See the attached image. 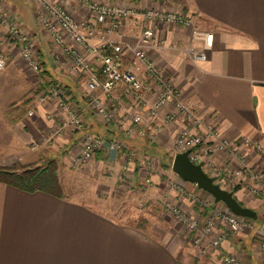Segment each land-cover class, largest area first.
I'll return each instance as SVG.
<instances>
[{"label":"crops","instance_id":"1","mask_svg":"<svg viewBox=\"0 0 264 264\" xmlns=\"http://www.w3.org/2000/svg\"><path fill=\"white\" fill-rule=\"evenodd\" d=\"M54 1L68 6L76 20H92L91 13L75 0ZM111 1L142 9L181 11L190 17V27L152 24L163 44L147 48L148 55L181 89L184 101L204 120L213 121L224 136L234 140L247 136L264 145V0ZM5 8L32 35L41 72L26 64L18 47H0L5 60L0 71V170L20 172L21 166L53 162L58 165L63 192L60 196L26 192L0 181V264H222L208 241H204L206 252L196 263L184 247L185 237L192 238V233L183 232L177 221L179 225L162 228L127 223L117 211L92 207L78 193L64 192L62 169L73 167V159L81 152L82 132L66 125L60 136L53 135L67 115L58 108L56 99L37 102L48 79L66 87L67 101L83 112L89 133L125 146L117 152L98 150L79 168L103 180L98 185L106 192L116 186L159 182V174L149 172V164H162L159 150L172 155L181 123L165 124L153 135L152 123L145 120L144 136L129 135L135 107L120 85L110 95L97 92L116 113L113 122L102 125L88 106L86 80L69 72L68 61L57 54L38 24L37 5L29 0H5ZM107 26L97 27L92 44L101 43ZM194 29L214 34L204 61L193 60L186 51L202 45L193 38ZM139 33V20L131 18L122 20L110 35L124 46L126 64H130L129 48L138 42ZM32 109L34 116L29 117ZM164 111H173V106ZM47 114H52L51 120ZM34 143L35 150L31 148ZM250 160L255 167L262 164L256 155ZM228 190L257 212L260 200L248 196L243 188ZM221 250L239 255L244 264H260L251 228L228 237Z\"/></svg>","mask_w":264,"mask_h":264},{"label":"built area","instance_id":"2","mask_svg":"<svg viewBox=\"0 0 264 264\" xmlns=\"http://www.w3.org/2000/svg\"><path fill=\"white\" fill-rule=\"evenodd\" d=\"M29 1L37 5L38 24L47 32L57 54L68 61L69 72L86 78L88 106L99 123L110 124L114 121L116 113L97 92L110 95L116 87L122 85L125 97L135 107L130 117L131 126L127 129L129 135L144 136L146 130L142 124L145 120L152 123L153 135H157L165 124L178 121L181 127L173 143L174 155L188 151L189 159L194 164H200L221 187L229 189L232 186L227 184L241 185L251 196L264 198V172L254 169L244 155V150L251 148L264 162V145L247 136L240 140L224 136L213 121L204 120L195 107L184 101L181 89L148 55L147 48L155 49L163 44L152 24L190 27V17L181 11L142 9L137 5L111 0H75L92 15V20L78 21L72 10L62 2ZM131 18L139 20L140 33L138 42L129 48L131 61L126 64L124 46L111 39L110 35L119 28L122 20ZM102 24L108 26L100 36L101 43L94 45L91 39L97 33V27ZM193 38L201 41L202 45L196 48L187 47L186 51L193 60H206L207 51L214 42V34L194 29ZM3 44L18 47L26 64L34 72H41L32 35L6 10L5 0H0V47ZM4 66L5 60L0 52V71ZM51 98L56 99L58 108L67 115V119L56 128L53 135L60 136L66 125L82 132L81 152L73 159L74 167L84 165L98 150L117 152L125 149L122 142L106 140L85 129L83 112L68 103L66 91L61 84L46 85L38 93L37 102L44 103ZM170 105L173 106V111L165 112L164 109ZM34 113L32 109L27 115L32 117ZM52 117V114H47V119L51 120ZM31 148L37 149V144H32ZM187 196L206 214L203 216V222L200 223L180 208H172V212L177 222L194 233L191 241L197 252L205 253L204 241H208L211 247L218 251L222 264H243L237 255L223 252L221 246L230 235L245 230L250 219L234 214L225 204L230 212L222 214L212 197L202 198L194 193H188ZM214 218H221L225 230H217ZM213 234L214 237H210ZM260 252L264 264V236Z\"/></svg>","mask_w":264,"mask_h":264},{"label":"rangeland","instance_id":"3","mask_svg":"<svg viewBox=\"0 0 264 264\" xmlns=\"http://www.w3.org/2000/svg\"><path fill=\"white\" fill-rule=\"evenodd\" d=\"M62 69L65 71V67ZM82 78L83 80H86L85 77ZM64 89L66 91V97H68L66 87H64ZM171 153V157L173 159L174 154L173 152ZM244 153L250 165L256 164L254 161L250 160L251 155H256L251 148L244 150ZM258 157L259 156H257L258 161H263ZM172 159L170 160L171 163ZM169 165V167H164L163 164H149V172L152 174H159V182H153V180H150L149 182H144V184L136 185V187L116 186L113 191L108 190V192H106V189L103 188L102 185H98V182L103 180L95 178L92 174L80 171V166H73L68 169L64 168L62 169L64 192L78 193L80 198H85L83 200L84 203L87 202L92 205V207L117 211L121 214L118 217L127 221V223L151 226L155 228L178 224L176 222V217L172 212V208H180L182 211L190 214L202 223L203 216L206 214L199 210L198 205L194 203L187 196V194L194 193L202 198H210L212 196L203 190H200L195 184L182 180L172 171L171 164ZM45 166H21L20 172L25 168H42ZM252 166L257 171L264 172V162H262L261 166ZM227 186H232L234 189L241 188V185L234 186L227 184ZM245 193L251 198L260 200L257 210L258 218L256 220L250 219L248 221L247 228H251L254 232L258 260L260 264H263L260 250L262 237L264 236V198L251 196L247 191H245ZM86 199H88V201ZM217 207L221 210L222 214L230 212V210L222 202H217ZM220 219L221 218H214V223L217 230L222 231L225 230V224ZM187 231V228L183 229V232ZM243 231H240L238 234H234L233 236H239ZM192 236H194L193 232ZM231 236L232 235L229 237ZM210 237L213 238L214 234ZM190 238L191 237H185L184 247H186V251L189 252V254L191 253L190 256L196 261V263H198L200 260V253L197 252ZM237 256L243 263L242 258L239 255Z\"/></svg>","mask_w":264,"mask_h":264},{"label":"water","instance_id":"4","mask_svg":"<svg viewBox=\"0 0 264 264\" xmlns=\"http://www.w3.org/2000/svg\"><path fill=\"white\" fill-rule=\"evenodd\" d=\"M171 168L182 180L195 184L200 190L210 194L215 202L225 204L234 214L253 220L258 218L255 210L240 204L232 191L216 183L200 164H194L189 159L188 151L175 154Z\"/></svg>","mask_w":264,"mask_h":264},{"label":"trees","instance_id":"5","mask_svg":"<svg viewBox=\"0 0 264 264\" xmlns=\"http://www.w3.org/2000/svg\"><path fill=\"white\" fill-rule=\"evenodd\" d=\"M51 83L56 82L49 79L46 81L47 85ZM157 155L164 167L170 166L172 157L168 153L159 150ZM57 168V164L50 162L45 167L25 168L21 172L0 170V181L26 192L42 191L60 196L63 191L59 183Z\"/></svg>","mask_w":264,"mask_h":264}]
</instances>
